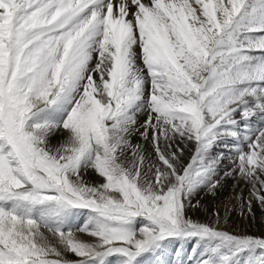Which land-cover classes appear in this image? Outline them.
<instances>
[{"label":"snow or ice","instance_id":"1","mask_svg":"<svg viewBox=\"0 0 264 264\" xmlns=\"http://www.w3.org/2000/svg\"><path fill=\"white\" fill-rule=\"evenodd\" d=\"M224 177L248 196L193 219ZM253 201L264 0H0V264H141L177 242L206 248L198 264H264V237L222 227Z\"/></svg>","mask_w":264,"mask_h":264},{"label":"bare ground","instance_id":"2","mask_svg":"<svg viewBox=\"0 0 264 264\" xmlns=\"http://www.w3.org/2000/svg\"><path fill=\"white\" fill-rule=\"evenodd\" d=\"M138 119L140 122H143L146 119L145 114H139L138 115ZM55 137V136H54ZM54 137L52 139V142L54 140ZM133 142L134 143H142L141 139L139 136H136L133 138ZM146 147L148 148L149 151H151V145H146ZM181 147H183V145H181ZM191 147V146H189ZM220 149V148H218ZM217 149V151H219ZM190 156V152L189 150L186 148L185 149V162H187L188 158ZM84 179L86 181H88L89 183H100L101 178H99L95 172H93L92 170H89L86 174H84ZM237 183V181L233 180L232 178L229 177H224L223 179V188L219 189L217 192L216 197H212L210 195L207 194L206 190L202 192V194L200 195V192L198 194H196L193 198V203H195L197 200L200 201L201 205H203L204 207L202 208H195V209H190L189 210V215L196 220L199 221H204L205 219H211L210 216V211L209 214L206 211V214H204L203 216H201V213L203 211V209L205 210H211L213 208H216L220 211L221 215L223 216L225 214V206L226 205H231V204H235V200H231L229 202V200H226V197H230L232 194L235 195L236 192L240 191V187L243 188L244 184L241 181L240 182V187H237L235 189V191L233 190V186ZM208 200H211L210 202H207ZM226 200V201H225ZM210 208V209H209ZM253 213H254V219L252 216H248V217H244V219H246L245 223L243 222V220L241 221V219H239L238 216V208L233 210L230 214H229V218H228V223L226 225L222 224V227L230 232H236V233H243V229H248V228H253L256 225H260L262 226V224L260 223V217L261 215L264 213V211H261L260 206L258 205L257 202H253V209H252ZM204 219V220H203ZM241 226V229L238 230L237 228ZM46 235H48V237L50 236L47 232ZM259 236L264 237V231L260 232ZM56 242V241H55ZM54 242V243H55ZM91 242H94V238L91 240ZM177 255H180V253H177ZM195 255V253H194ZM198 256L199 259H194L192 264H198V261L201 258H205L204 257V253L202 251L198 252ZM186 257V256H185ZM68 258L69 259H73L74 257L71 254H68ZM157 258V257H156ZM176 258V257H175ZM194 258V256H193ZM179 260L180 263H176V264H183L182 260H180L179 258H177ZM148 261H152V259L147 258ZM186 261L187 264H189L188 262V258L186 257ZM170 262V261H169ZM167 264H172L171 262ZM185 262V261H184ZM154 263V262H153ZM156 263V262H155Z\"/></svg>","mask_w":264,"mask_h":264},{"label":"rangeland","instance_id":"3","mask_svg":"<svg viewBox=\"0 0 264 264\" xmlns=\"http://www.w3.org/2000/svg\"><path fill=\"white\" fill-rule=\"evenodd\" d=\"M65 135L66 134L63 133V132H58L55 135L54 140H53L52 143L53 144H56L57 142L61 141L62 139L65 138ZM218 150L219 151H217V152H221V151L227 152V150L224 149V148H220ZM228 164H229V160L228 159H225L223 161V164L221 165V168H223L225 165H228ZM221 175H223V173H221ZM202 192L203 191L200 192V195L202 194ZM248 192H249L248 187L246 185H244L243 186V194H244L245 197L248 196ZM233 196H234L233 194L230 197L227 196L226 197V200L228 199L229 202H230L231 201L230 198L233 197ZM210 201L211 200H208L207 202H210ZM253 202H255V201H253ZM236 203L237 202H235V204ZM206 211L209 214V210L203 209V211L200 212L201 213V216H203L204 214H206ZM238 212H239V209H238ZM237 217H239V219H241V221L244 219V217H242L241 215H239V213H238V216ZM86 218H87V213H85L83 216H78L76 222L77 223H81L83 220H86ZM209 220L210 219H208V220L205 219L202 222L209 221ZM260 220H261L260 223L262 224V226L256 225L253 228H248L246 230L243 229V233L242 234H250V235H254V236H259L260 232L264 231V213L261 215ZM245 221H246V219L243 220L244 223H245ZM241 226H242V224L237 229L240 230L241 229ZM233 233L234 234H241L240 232L239 233L233 232ZM49 235H50L49 236V239L54 243L55 242V238L52 237L51 234H49ZM77 236H78V238H80V239H82L84 241H87V242H91V240L93 239L92 237H90V236H88L86 234H82V233H77ZM200 251H202L203 253H205L206 248L205 247H202L198 242H188V243H185V242H177V243H174L173 245H170L169 248L166 250V252L163 255H160V256H157L155 254L146 255L142 259L141 264H167L169 261L172 264L180 263L177 258H179L180 260H182V263L183 264H187L186 257L188 258V261H189L188 263L189 264H192L194 259H199L200 256H198V252H200ZM177 253H180V255H177ZM194 253H195V255H194ZM193 256H194V258H193ZM147 258L152 259V261H148ZM110 259H111V264H118V261L115 258H110Z\"/></svg>","mask_w":264,"mask_h":264}]
</instances>
